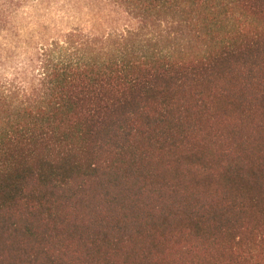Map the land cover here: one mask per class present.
<instances>
[{"label":"trees","instance_id":"1","mask_svg":"<svg viewBox=\"0 0 264 264\" xmlns=\"http://www.w3.org/2000/svg\"><path fill=\"white\" fill-rule=\"evenodd\" d=\"M0 87V264H264V0H104Z\"/></svg>","mask_w":264,"mask_h":264},{"label":"rangeland","instance_id":"2","mask_svg":"<svg viewBox=\"0 0 264 264\" xmlns=\"http://www.w3.org/2000/svg\"><path fill=\"white\" fill-rule=\"evenodd\" d=\"M122 9L104 0H0V87L18 84L57 57L58 44L122 29Z\"/></svg>","mask_w":264,"mask_h":264}]
</instances>
